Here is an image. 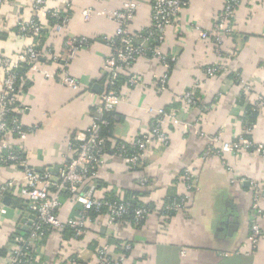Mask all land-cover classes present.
I'll return each mask as SVG.
<instances>
[{
  "label": "crops",
  "instance_id": "1",
  "mask_svg": "<svg viewBox=\"0 0 264 264\" xmlns=\"http://www.w3.org/2000/svg\"><path fill=\"white\" fill-rule=\"evenodd\" d=\"M33 1L18 0L0 6V54L15 58L34 42L33 38L22 36L17 28L20 21L34 18ZM139 1L137 14L130 24L133 35L151 27V0ZM123 2L45 0L49 10L66 11L63 13L69 17L61 31L46 30L43 43L51 55L65 56L67 42L72 38H86L89 42L65 66L79 82V91L63 85L56 77L58 65L45 59L40 60L39 70L22 67L17 72L24 108L20 121L28 134L24 140L8 136L7 141L24 151L28 165L37 172L59 168L68 161L74 134L88 129L95 107L108 88L104 69L111 48L107 40L115 35L117 25L98 15L87 21L83 12L119 10ZM225 2L190 0L177 21L167 29L166 41L160 48L165 56L175 57V63L167 68L147 54L131 70V75L140 79L138 85L131 86L128 77H122L119 84L122 101L112 116L106 164L98 169L100 195L125 197L127 192L137 193L135 198L139 201L158 206L167 199L184 195L180 176L184 170L191 169L195 173V187L186 210L168 222L161 221L156 214L137 228L131 224L107 228L104 222L97 221L79 240L74 237L66 240L53 233L47 238L41 264H66L72 255L81 264H95V249L110 245L112 250L117 249L114 256L118 257L124 242L133 245L126 264H264V237L259 248L251 251L253 194L249 185L241 181L258 180L264 184V158L255 152L227 155L225 158L233 172L227 171L217 158L202 159L208 138L220 131L227 139L242 134L247 119L243 100L254 106L264 98V0H242L235 15V32L219 49L214 42L202 41L194 30L198 25L213 33ZM39 21L49 27L48 19L41 17ZM212 66H217L218 71L215 77L209 78L206 70ZM44 72L52 76L47 78ZM165 74L167 89L161 92L159 81ZM240 79L250 87L248 93L239 83ZM3 81L4 72L0 68V95ZM189 90H196L200 101L199 107L191 110L184 109L178 101ZM160 108L176 111L192 129L186 133L180 127H170L169 144L150 151L143 170L130 171L113 154V149L116 144L133 142L147 132ZM256 112L252 138L255 144L264 145V105ZM196 129L205 137L198 136ZM23 176V167L0 161V187L12 179L23 183ZM143 178L150 180L146 188L138 185ZM16 200L26 210L15 206ZM26 211L25 201L13 192L0 199V251L6 250V256L0 257V261L12 251V238L29 231ZM73 213L70 203L65 201L60 212L62 219H68ZM261 227L264 235V219Z\"/></svg>",
  "mask_w": 264,
  "mask_h": 264
},
{
  "label": "built area",
  "instance_id": "2",
  "mask_svg": "<svg viewBox=\"0 0 264 264\" xmlns=\"http://www.w3.org/2000/svg\"><path fill=\"white\" fill-rule=\"evenodd\" d=\"M12 1L18 0H0V6ZM189 1L151 0V27L138 35L131 33L130 24L137 14L139 0H124L119 10L99 12L88 9L83 12L87 21L94 15H98L107 17L117 25L115 35L107 40L111 48V54L105 61L104 69L108 76V88L95 107L88 129L74 134L70 143L71 157L68 161L59 168H46L40 172L28 165L22 149L11 146L7 141L8 136L24 140L28 134L20 121L24 108L20 102L22 91L17 72L22 67L39 70L40 60L45 59L47 62L58 65L56 77L63 85L79 91L81 89L79 82L70 76L65 66L78 49L87 45L89 41L86 38H72L67 42L65 56L51 55L42 44L43 38H47L46 30L61 31L67 26L69 17L64 15L63 12L66 11L49 10L45 0L33 1L34 18L20 21L17 28L22 36L33 38L34 42L18 52L15 58L0 54V68L4 72L3 90L0 95V161L4 164L21 166L24 170L23 183L12 179L0 187V199L13 192L24 200L27 207V224L29 223L26 224L29 234H18L12 238V251L8 258L0 261V264H41L47 234H60L70 229L74 232V238L79 240L92 226L98 224L97 221L104 222L107 228L126 224L137 228L144 226L156 214L160 216L161 221L168 222L171 217L186 210L195 187V173L191 169L184 170L180 176V182L185 189L184 195L167 199L161 206L143 203L138 199L126 201L124 197L111 199L100 195L98 169L106 164L108 139L102 135L103 127L108 126L105 116L114 112L122 101L119 88L122 77H128L129 85H138L140 79L131 75V70L135 63L147 54L163 62L167 68L175 63V57L165 56L160 48L166 41L167 29L177 21L179 14ZM241 4L242 0H226L222 12L216 19L213 33L207 32L198 25L194 26L199 38L202 41L214 42L219 49L226 38L233 36L235 15ZM41 17L51 19L53 24L49 20V27H45L39 21ZM217 71V66L209 67L206 75L213 78ZM44 73L47 78L52 76L49 72ZM167 83L168 76L165 74L159 81L158 90L165 91ZM239 83L246 93L250 91V87L242 83L241 79ZM178 101L184 109L188 110L199 107L200 104L196 90L185 92ZM263 105L264 98H261L254 106L258 110ZM170 127H180L186 133L192 129L191 124L184 121L176 111L160 108L156 111L147 132L139 135L133 142L116 144L113 154L121 158L130 171H141L146 165V156L150 151L169 144L168 129ZM255 128L256 124L246 123L244 131L238 136L227 139L225 133L220 131L215 137L208 138L209 143L202 159L217 158L227 171L233 172V167L225 158L227 155L255 152L264 158V145L255 144L252 138ZM195 133L202 138L205 137V134L199 133L197 129ZM241 181L249 185L253 194L249 242L251 251H256L264 237L261 227V221L264 219V184L258 180L242 179ZM138 185L146 188L150 185V180L143 178ZM65 201L70 203L71 210L74 212L66 220L60 215ZM30 216L34 218L31 219ZM112 249L110 245L95 249V264H126L127 255L132 253L133 245L124 242L120 247L121 255L119 254L118 257L114 256V251L117 249ZM66 264L81 263L77 257H72Z\"/></svg>",
  "mask_w": 264,
  "mask_h": 264
},
{
  "label": "trees",
  "instance_id": "3",
  "mask_svg": "<svg viewBox=\"0 0 264 264\" xmlns=\"http://www.w3.org/2000/svg\"><path fill=\"white\" fill-rule=\"evenodd\" d=\"M49 20L51 21V24H53V21L51 19H49ZM42 44H44V43L42 42ZM243 102H244V104L246 106V109H247V119L245 120V122L250 124V125L256 124V120H257V112H256V110L257 109L255 108V106H251V104H248L245 100H243ZM113 113L114 112L109 113V114H107L105 116V119L108 121V126L103 127V129H102V135L105 136V137L110 135L109 130H110L111 125L113 123V118H112ZM137 195H138L137 193L134 194V193H131V192H127L125 197H124V199L126 201H131L132 199L136 200L137 198H135V196H137ZM116 197H118V196L113 195L110 198L111 199H116ZM14 205L19 207V208H22L23 210H26V208L23 206V203L20 200H16L14 202ZM130 219H132V217H130ZM28 234H29V231H22L20 233V235H28ZM60 235L62 236L63 239L65 238L66 240H69L70 238L74 237V232L71 231L70 229H66V231L64 233H60ZM49 236H50V234H47V237H49ZM82 238H83V236L81 238H79V239H82ZM5 256H6V250L2 249L0 251V257H5ZM127 256H129V255H127ZM72 257H74V255H72Z\"/></svg>",
  "mask_w": 264,
  "mask_h": 264
},
{
  "label": "water",
  "instance_id": "4",
  "mask_svg": "<svg viewBox=\"0 0 264 264\" xmlns=\"http://www.w3.org/2000/svg\"><path fill=\"white\" fill-rule=\"evenodd\" d=\"M18 71H20V72H21V71H22V68H20ZM246 185H248V184L246 183ZM5 202H6V203H8V199H7V198L5 199ZM30 218H31V219H33V218H34V216H30Z\"/></svg>",
  "mask_w": 264,
  "mask_h": 264
},
{
  "label": "rangeland",
  "instance_id": "5",
  "mask_svg": "<svg viewBox=\"0 0 264 264\" xmlns=\"http://www.w3.org/2000/svg\"><path fill=\"white\" fill-rule=\"evenodd\" d=\"M114 245V244H113Z\"/></svg>",
  "mask_w": 264,
  "mask_h": 264
}]
</instances>
